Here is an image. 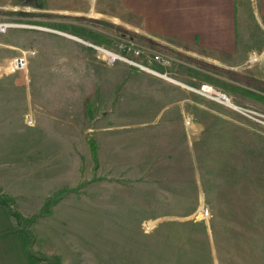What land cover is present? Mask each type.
I'll return each mask as SVG.
<instances>
[{
  "label": "rangeland",
  "instance_id": "obj_1",
  "mask_svg": "<svg viewBox=\"0 0 264 264\" xmlns=\"http://www.w3.org/2000/svg\"><path fill=\"white\" fill-rule=\"evenodd\" d=\"M0 10L14 23L0 32V177L24 217L52 197L31 227L65 252L37 249L62 264H264V59L212 66L143 42L119 0H0ZM237 11L239 46L264 48L255 0ZM130 40L141 56L124 50ZM22 49L27 70L13 62Z\"/></svg>",
  "mask_w": 264,
  "mask_h": 264
},
{
  "label": "crops",
  "instance_id": "obj_2",
  "mask_svg": "<svg viewBox=\"0 0 264 264\" xmlns=\"http://www.w3.org/2000/svg\"><path fill=\"white\" fill-rule=\"evenodd\" d=\"M119 2L122 7L127 8L126 12H130L132 31L143 42L153 41L160 47L173 48L180 55H184L185 52V57L193 61L202 59L201 61L211 65L229 67L231 62L243 64L264 59L263 47L244 49L239 46L237 0H119ZM255 2L257 18L263 23L264 0ZM57 9L71 12L64 7ZM173 57L175 61H182L184 56L173 54ZM191 65L196 67L194 64ZM179 84L184 85L180 82ZM11 152L10 148L8 153ZM2 153L6 156V148ZM36 153L37 151L34 154ZM0 185L3 191H7L1 177ZM12 227V216L5 206L0 205V264H29L19 233H4ZM36 246L49 253L65 252V249L59 251L56 245L52 248L47 243L41 244L38 237Z\"/></svg>",
  "mask_w": 264,
  "mask_h": 264
},
{
  "label": "trees",
  "instance_id": "obj_3",
  "mask_svg": "<svg viewBox=\"0 0 264 264\" xmlns=\"http://www.w3.org/2000/svg\"><path fill=\"white\" fill-rule=\"evenodd\" d=\"M32 1L34 0H23V3L25 5H28ZM16 11H17L16 13L22 15H25L27 13L19 9H17ZM92 37L97 38L100 36L95 33L93 34ZM93 94H94V89L92 88L89 92H87L84 95L83 105H84V114L86 116H90L92 113L91 98ZM90 149L93 158H97L98 146L95 140L91 141ZM52 201H53L52 197H49L41 207L40 212L38 214L32 215L30 217H24L17 209L16 201L14 200V198H12V196L9 195V193L3 191L2 188L0 187V205L5 206L9 214L13 215L17 219V224L4 233H19L21 235L23 245L27 253L29 264H60L61 263V258L57 254L48 255L35 247L36 235L31 227L33 222L37 219L38 216H42L44 214L49 213V211H45V209L46 206L49 205Z\"/></svg>",
  "mask_w": 264,
  "mask_h": 264
},
{
  "label": "built area",
  "instance_id": "obj_4",
  "mask_svg": "<svg viewBox=\"0 0 264 264\" xmlns=\"http://www.w3.org/2000/svg\"><path fill=\"white\" fill-rule=\"evenodd\" d=\"M14 23L7 22V21H1L0 22V32H5L10 26H13ZM100 50H102L109 61L114 62L115 60H124L126 62L133 63L137 66L146 68L148 70L154 71L152 68L148 67L149 65H144L145 63L137 61L135 58L129 57L127 54L122 53V52H115L110 49L102 48L100 46H97ZM143 49L144 47L138 43H135L133 40H130L126 46L124 47V50H129L131 55L134 56H141L143 54ZM28 53L29 50L27 49H22L21 52L13 58V62L15 64L16 68L19 69H24L27 70L28 67ZM150 58L154 61H158L164 65H169L172 61V57L169 54H166L162 51H155L154 53L151 54ZM253 59H256L253 58ZM156 72V71H155ZM209 87L212 97L222 101V102H227L230 103L229 96L227 95L226 92L219 90V89H214L211 85H207Z\"/></svg>",
  "mask_w": 264,
  "mask_h": 264
}]
</instances>
